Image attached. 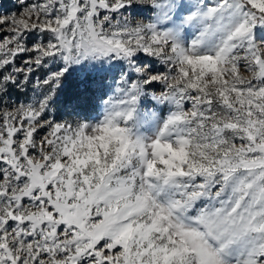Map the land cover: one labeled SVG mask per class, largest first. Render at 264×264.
<instances>
[{
    "label": "snow or ice",
    "instance_id": "1",
    "mask_svg": "<svg viewBox=\"0 0 264 264\" xmlns=\"http://www.w3.org/2000/svg\"><path fill=\"white\" fill-rule=\"evenodd\" d=\"M0 4V264H264V0Z\"/></svg>",
    "mask_w": 264,
    "mask_h": 264
},
{
    "label": "rangeland",
    "instance_id": "2",
    "mask_svg": "<svg viewBox=\"0 0 264 264\" xmlns=\"http://www.w3.org/2000/svg\"><path fill=\"white\" fill-rule=\"evenodd\" d=\"M0 4H2L4 7L8 9L14 10V0H0Z\"/></svg>",
    "mask_w": 264,
    "mask_h": 264
}]
</instances>
